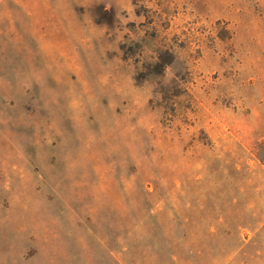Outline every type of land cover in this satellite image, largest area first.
<instances>
[{
  "label": "rangeland",
  "instance_id": "374dc122",
  "mask_svg": "<svg viewBox=\"0 0 264 264\" xmlns=\"http://www.w3.org/2000/svg\"><path fill=\"white\" fill-rule=\"evenodd\" d=\"M0 264H264V0H0Z\"/></svg>",
  "mask_w": 264,
  "mask_h": 264
}]
</instances>
